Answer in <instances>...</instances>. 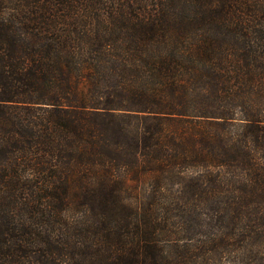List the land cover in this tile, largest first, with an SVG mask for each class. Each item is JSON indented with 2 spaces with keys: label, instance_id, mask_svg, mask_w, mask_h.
<instances>
[{
  "label": "trees",
  "instance_id": "1",
  "mask_svg": "<svg viewBox=\"0 0 264 264\" xmlns=\"http://www.w3.org/2000/svg\"><path fill=\"white\" fill-rule=\"evenodd\" d=\"M225 258L264 264V0H0V264Z\"/></svg>",
  "mask_w": 264,
  "mask_h": 264
},
{
  "label": "rangeland",
  "instance_id": "2",
  "mask_svg": "<svg viewBox=\"0 0 264 264\" xmlns=\"http://www.w3.org/2000/svg\"><path fill=\"white\" fill-rule=\"evenodd\" d=\"M250 2L251 3H254L255 0H250ZM247 13L250 15V12H247ZM247 18H249V16H247ZM253 261H255V260H253V259L250 258L246 263L247 264H254ZM220 264H243V263L242 262H239V263H231V262L228 261V258H225V260L223 262H221Z\"/></svg>",
  "mask_w": 264,
  "mask_h": 264
}]
</instances>
